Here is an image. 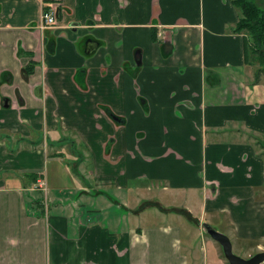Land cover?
<instances>
[{"label":"crops","instance_id":"1","mask_svg":"<svg viewBox=\"0 0 264 264\" xmlns=\"http://www.w3.org/2000/svg\"><path fill=\"white\" fill-rule=\"evenodd\" d=\"M241 17L234 0H0V264H230L189 220L264 248V46L247 56Z\"/></svg>","mask_w":264,"mask_h":264},{"label":"trees","instance_id":"2","mask_svg":"<svg viewBox=\"0 0 264 264\" xmlns=\"http://www.w3.org/2000/svg\"><path fill=\"white\" fill-rule=\"evenodd\" d=\"M234 2L243 12V17L237 23L236 30H245L251 37V45L245 38L246 54L249 56L250 50L259 51L261 46H264V9L259 7L254 0H234ZM261 63L264 62L261 61Z\"/></svg>","mask_w":264,"mask_h":264},{"label":"water","instance_id":"3","mask_svg":"<svg viewBox=\"0 0 264 264\" xmlns=\"http://www.w3.org/2000/svg\"><path fill=\"white\" fill-rule=\"evenodd\" d=\"M204 227L206 232L222 246L224 255L230 264H262L264 262V251L258 252L248 258L242 257L234 252L233 244L225 233L216 230L206 223Z\"/></svg>","mask_w":264,"mask_h":264},{"label":"rangeland","instance_id":"4","mask_svg":"<svg viewBox=\"0 0 264 264\" xmlns=\"http://www.w3.org/2000/svg\"><path fill=\"white\" fill-rule=\"evenodd\" d=\"M262 4H264V0L262 1ZM247 32V31H246ZM248 35H249V33H247ZM250 36V35H249ZM251 38V37H250ZM251 40V39H250ZM252 56V55H251ZM91 184H95V181H93V182H91ZM96 186V185H95ZM109 187V186H108ZM142 204V203H141ZM151 206H139V207H137V208H135V211H136V213H139V214H141V211H143V210H146L147 208H150ZM187 227L190 229V230H193L194 232L193 233H190V232H188L189 233V240H192L191 242H193V246H197L198 244H201V245H203V241H204V243L206 242H211L210 241V238H212V237H210V235L206 232V230H205V228L203 227L202 229H203V231L202 230H200L198 227H200L201 228V226H200V223H199V221L197 222V224L196 223H194L193 221H188L187 222ZM183 233H187V231H186V229H185V231H183ZM188 240V241H189ZM212 241L213 242H215L214 241V239L212 238ZM185 244V243H184ZM192 244V243H191ZM193 246L191 247L192 249H193ZM240 250L239 251H241L243 254H238L239 252L237 251V250H235V248L233 249L234 250V252L236 253V254H238V255H240V256H242V257H245V258H248V257H250V256H252V255H254V254H256V253H258V252H260V251H262L264 248H258V249H254L253 248V246L252 245H244V246H242L241 248H239ZM255 250H256V252H255ZM258 250V251H257ZM228 261V260H227Z\"/></svg>","mask_w":264,"mask_h":264},{"label":"built area","instance_id":"5","mask_svg":"<svg viewBox=\"0 0 264 264\" xmlns=\"http://www.w3.org/2000/svg\"><path fill=\"white\" fill-rule=\"evenodd\" d=\"M57 24H58V21H57V5L52 4V5H50V7L47 10H45L43 12L40 27L46 28V27L55 26ZM35 185H36L35 187L38 189H41L43 191L47 190V182L42 177H39L37 179V182Z\"/></svg>","mask_w":264,"mask_h":264},{"label":"flooded vegetation","instance_id":"6","mask_svg":"<svg viewBox=\"0 0 264 264\" xmlns=\"http://www.w3.org/2000/svg\"><path fill=\"white\" fill-rule=\"evenodd\" d=\"M52 4H56V3H51V5ZM57 5V21L59 22V15H58V11H59V7H58V4H56ZM50 7V6H49ZM44 12V11H43ZM43 12H42V14H43ZM42 14H41V17H40V21H39V23H38V27L39 28H41L40 27V24H41V19H42ZM58 25V24H57ZM57 25H55V26H51V27H46V28H41V29H47V28H54V27H57Z\"/></svg>","mask_w":264,"mask_h":264}]
</instances>
